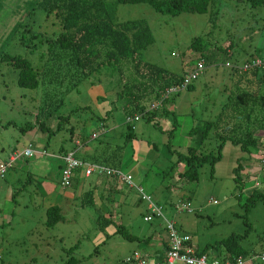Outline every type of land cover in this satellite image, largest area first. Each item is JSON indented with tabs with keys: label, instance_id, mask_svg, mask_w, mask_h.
I'll use <instances>...</instances> for the list:
<instances>
[{
	"label": "rangeland",
	"instance_id": "1",
	"mask_svg": "<svg viewBox=\"0 0 264 264\" xmlns=\"http://www.w3.org/2000/svg\"><path fill=\"white\" fill-rule=\"evenodd\" d=\"M38 1L0 0V145L5 143L21 152L25 148V138L34 139L37 148L45 146L48 154H57L61 147H71L70 131L79 139L86 140L87 134L98 123L97 119L113 107L110 102L115 99L120 82L116 74L102 69L66 91L77 82L78 75L72 76L61 69L52 84L48 80L42 83L43 78H40L36 89L19 87L17 71L3 59L2 54L23 57L32 67L44 70L48 68L45 40L55 38L54 35L61 31L53 14L47 15L37 8L31 14ZM213 4L205 14L181 13L176 16L157 13L146 3L116 7L118 21L142 20L149 27L152 43L141 51L143 62L182 76L191 72L208 54L214 52L215 59L190 84L191 89L170 94L164 104L168 111L165 115L159 108L154 111L153 122L133 117L127 124L126 114L118 110L104 121L108 133L91 142L100 144L101 151L111 149L117 153L108 136L112 133L116 144L122 135L124 137V134L117 136L116 133H124L127 125L131 126L135 138L130 145L134 154L127 165L131 164L133 168L120 169L162 207L164 218L173 221L181 232L189 234L199 250L231 234L242 235L249 227L242 246L258 252L264 250V204L256 202L248 210L245 204L253 190L264 192V178L257 180L254 176L260 170L264 176V131L257 133L260 150H251L250 159L246 158V153H240L237 146L227 142L221 152L223 159L216 163L213 173L205 164L198 170L197 182L175 178L181 182L179 185L171 180L185 167L182 163L173 165L177 155L186 154L189 147L196 146L191 130L201 127L206 121H216L218 114L224 109L226 113L227 107L244 96L245 91V100L254 104L255 120L251 118L250 131L258 124L257 121L264 119V83L257 89L252 85L256 83L253 79H242L236 83L237 79L231 77L229 69L224 66L230 61L241 64L245 60L243 57L252 49H257V54L264 56V5L249 8V4L233 0H214ZM17 23L23 26L13 35L12 29ZM250 27L255 28L253 34ZM21 31L25 42L20 43L23 38ZM34 34L36 38L31 39ZM32 44L36 46L33 52ZM196 44L198 48H195ZM228 45L233 49L229 57L221 51ZM129 74L126 69V75ZM146 110L153 113L149 104H146ZM66 115L68 119L61 123L55 134H51L57 117ZM40 123L49 130L40 131L37 127ZM239 124L244 123L239 121ZM225 126V120H221L217 128H213L204 145L205 151L215 149L216 135ZM239 161L240 164L248 163L240 172L241 178H245V174L254 177L243 189L236 184L231 169ZM145 165L147 169L142 172ZM13 174L11 171L5 179L0 178V264H66L70 258L77 260L75 264H123L133 251H145L147 244L143 236L165 228L162 219L150 223L143 221L146 205L133 188L129 196L122 195L123 192L126 194L127 187L123 188L124 191L120 189L116 196L105 194L108 199L105 205L114 214L113 225L99 229L104 218H109L100 206L99 191L92 192L95 206H82L80 190L74 196L75 192L69 189L64 190L71 196L61 210L64 221L48 228L44 224L45 201L42 197L47 189L46 183L38 177L26 183L27 175L20 171L16 175L20 181H14L13 177L9 179ZM246 183L245 180L244 185ZM7 184L13 187V201L6 198ZM120 199L124 202L117 204ZM182 202H189L193 212H178ZM120 225L128 234L142 240H127L120 235L109 234L110 229Z\"/></svg>",
	"mask_w": 264,
	"mask_h": 264
},
{
	"label": "trees",
	"instance_id": "2",
	"mask_svg": "<svg viewBox=\"0 0 264 264\" xmlns=\"http://www.w3.org/2000/svg\"><path fill=\"white\" fill-rule=\"evenodd\" d=\"M233 1H236V3H247L249 8H257L264 5V0ZM127 3H146L155 12L172 16L181 13L205 14L210 5L211 7L214 6V0H39L36 3V7L31 10V14L35 8L44 11L47 15L53 14L59 22L61 31L59 34L54 35L55 38H46L45 40L48 46L46 53L48 68L44 70L32 67L28 60L23 57L2 54L3 59L7 60L8 64L18 73L17 85L25 89H36L39 86L40 78H43L42 83L44 81L47 83L48 80L49 84H52L54 79L58 77L59 71L65 69L72 76L78 75L77 82L67 88L66 91H69L92 75L97 74L100 70L106 69L118 76L120 89L115 94V99L110 102L113 107L103 117H99L97 119L98 122L108 120L118 110L123 111L127 119L141 114V118L147 122H153L156 116L155 110L152 111L153 113L146 110V104L160 100L167 88L181 83L184 75L175 76L160 67L141 60V51L152 43V37L149 27L144 21L120 22L116 19V7ZM22 26V23H17L12 29L13 35ZM249 29H252L250 31L252 34L255 32V28L250 27ZM23 34V31H21V37L23 38H21L20 43L25 42ZM30 38L34 39L36 35L34 34ZM195 48H198V44H196ZM31 49L32 52L36 49L35 44H32ZM232 50V45H228L221 51L229 57ZM214 51L218 53L217 50ZM213 53L200 60L203 61L204 67L211 66L214 62L215 55ZM249 54V58L245 59L241 64L230 63V61L225 63H229L231 66L228 67L225 64L224 66L229 69L230 76L237 79L236 83L242 82V79L247 81L248 79L249 81L253 79L256 83L252 85L257 89L261 87V83H264V67L252 66L250 69L242 71L240 66L244 63L250 64L256 59L263 61L264 56L257 54V49L256 51L251 50ZM126 69L130 71L129 76L126 75ZM191 88L192 85L187 87V90ZM245 96H247V91H245L244 96H240L231 103L230 107H227L226 113H224L225 109L220 112L216 121H206L201 127L191 130L196 146L189 147L186 154H178L177 160L173 163V165L182 163L185 166L179 175L180 178L189 182H197L198 170L205 164L209 165L210 172L213 173L214 166L222 159L221 152L227 142L237 146L248 157L252 153L251 150L259 152L260 141L258 138L256 139V136L258 132L264 131V119L257 121L258 124L252 132L250 131L251 118L255 120V113H253L254 104L249 100H245ZM166 101L167 99L162 102V115L168 112L164 109ZM35 119L37 122V117ZM67 119L68 115L57 117L55 130H51L50 133L55 134L60 129L61 123ZM221 120H225L226 126L220 134L216 135L217 143L215 149L205 151L204 145L210 139L211 131L213 128H217ZM239 121L244 124H239ZM155 125L158 126L156 123ZM37 127L43 132L49 130L42 123L38 124ZM132 130L133 128L127 125L124 135L126 144L135 138ZM22 131L24 130L22 129ZM240 162H237L232 172L236 184L240 189H243L248 175L245 174L246 179L241 178L240 172L245 169V164H240ZM105 164L109 167L117 166L118 168L120 166V162L115 160L114 157H111V159L107 158ZM11 168L12 166L8 171ZM86 196L87 198H84L82 206H86L87 200L93 202L91 193H86ZM256 202L264 204V192L258 190L251 192L246 198L245 206L247 210L254 207ZM104 219L99 229H104L114 224L112 215ZM63 221L60 208L55 206L47 208L44 222L46 227H53ZM244 223H247L246 220H244ZM248 229L249 227L242 235L231 234L209 246H205L199 254H209L218 259L235 260L238 257H246L251 253L264 252V250L254 252V250H248L242 246V241L247 237ZM113 235H120L127 240H142L137 236L128 234L121 225L115 228ZM148 239L150 238H144L143 240L147 241ZM76 262V259L70 258L66 264H75Z\"/></svg>",
	"mask_w": 264,
	"mask_h": 264
},
{
	"label": "crops",
	"instance_id": "3",
	"mask_svg": "<svg viewBox=\"0 0 264 264\" xmlns=\"http://www.w3.org/2000/svg\"><path fill=\"white\" fill-rule=\"evenodd\" d=\"M253 51H256V49H254ZM250 52L251 51H248V53L243 58L244 59L249 58ZM230 54H231V51H230ZM100 124H102L103 129L101 131H98ZM97 131L100 132L101 135L103 134L102 137H104L105 133H108L109 129L106 127V124H104V122L100 121V122L96 123L94 128L91 130V132L89 134H87L86 140H83V138H82V140L79 139L72 131H70L69 132L70 133L69 140H70L71 147H69L67 149L61 147L57 154H55V153L48 154L45 146L37 148L35 146L36 141L34 139L25 138V140H24L25 148L29 143H31L34 150H35V156L31 158L32 161H31V159H25L22 157H20L19 159H16L12 163V168L7 173V174H9L11 171H14V174L10 175L9 179L11 177H13L14 181H20V179L18 177H16L17 171H20V173L27 175L26 176V183L33 180L34 177H38L40 180H43V183H46V185H47V189H46L44 195L42 196L44 201H45V206H44L45 213H46L47 208L52 207V206L58 207V208H60V210H62L64 203L68 202V196L71 197L69 194H65L64 190H69V189L72 190L73 192H75L74 196L77 195L78 190H80L81 196H79V198L81 199V205H83L82 203L85 200L84 198H87L86 193H91L93 202H90L89 200H87V203H86L87 206H90V205L95 206L96 201L94 198V194L92 192L93 191H99L100 192L99 200H100L101 208L103 209L105 214L112 215V217H113L114 214L111 211H109L110 210V209H108L109 207H107L105 205L106 201H108L105 194H108L110 197H111V195L116 196V194L119 193L120 189H121V191H124L123 188L124 187L126 188V186L119 184L115 178L99 176L97 174H92L90 176H84L83 171H78L76 173L74 179H73V183H72V186L70 188L63 189L58 184L60 169L62 166V157L67 152H70V151L74 152V157L76 159L83 161L85 163H88V164L96 165V166H102V167L117 169L120 171H122L120 169V167L129 168V166H131V167L133 166L131 164L127 165V162L132 161L131 157L133 156L134 152L132 150V146L130 145L132 140H130L126 144V142H125L126 138L123 137V135H122V134L125 135L126 132L120 133V134L115 132L117 134V136L122 135L120 138V141L116 142V144L113 143V139H112L113 134L111 133V135L108 136V138H111V146L114 145L115 149L117 150V153H113L114 150L112 151L111 149L110 150L109 149H103L101 151L100 148L102 149V147L100 144L96 145V144H93L91 142L93 140V139H91L92 133L97 132ZM258 135L256 136L257 138H258ZM100 136L98 137L97 140H100V138H102ZM76 142H79V146L76 145ZM122 145H123V147H122ZM5 148H8V149L5 150ZM19 153H20V151H18L16 148H13V147L10 148V146H6L5 143L3 145H0V157H1L0 163L8 161L12 155L19 154ZM107 153H110V154H107ZM240 153H243V152L240 151ZM111 157H114L115 160L120 162V166L118 168H117V166L109 167L107 164H105L107 161V158L111 159ZM251 157L252 156L250 155V157H246V158L250 159ZM247 164H245V168L247 167ZM141 165L143 166L144 164H141ZM141 165H139V166H141ZM236 165H237V163H236ZM235 166H232L231 169L233 170V168ZM146 167L147 166L145 165L144 169H142L141 171L143 172L144 170H146L147 169ZM262 171L263 170H260L256 175H254L255 179L260 178V177L264 178ZM123 173L125 174L124 171H123ZM181 173L182 172L177 173L176 177L171 179L172 182L180 185L181 182L180 181L177 182L175 178L178 179L180 177L179 175ZM5 178L6 177H4L3 179H5ZM253 179H254V177H248V179L246 180V182H248V183H246L244 186H247L249 184V181L253 180ZM137 185H139V184H137ZM7 186L8 187L5 190L6 198L12 200L11 193H12L13 187L10 184H7ZM127 188H126V194L124 192L122 193V195H124V196L126 195V197L129 196L130 190H131L130 188L129 189H127ZM92 189H94V190H92ZM180 192H181V189L178 190L177 194L179 195ZM134 195H135V193H134ZM135 196L137 197V195H135ZM148 196L151 197L150 195H148ZM124 199H125V197H124ZM151 199H152V197H151ZM120 202H124L123 199H120L117 202V204ZM144 211H145V209H144ZM145 214H146V212H145ZM113 220H114V218H113ZM114 231H115V229L114 230L110 229L109 234L110 235L113 234ZM144 238H150V239H148L147 241H144L147 244V248H145V251L143 252V254L147 255L152 261H161L163 259V254L167 249V239H166L165 231L160 232V230L155 229L153 234L143 236L142 239H144ZM193 245L195 246V249L199 253L201 250H199L198 247L194 243H193Z\"/></svg>",
	"mask_w": 264,
	"mask_h": 264
},
{
	"label": "built area",
	"instance_id": "4",
	"mask_svg": "<svg viewBox=\"0 0 264 264\" xmlns=\"http://www.w3.org/2000/svg\"><path fill=\"white\" fill-rule=\"evenodd\" d=\"M226 66H231L229 63H225ZM252 66L264 67V60H254L250 64L244 63L241 66L242 71L250 69ZM204 70L203 61H199L197 66L189 73L184 75L183 80L179 85L171 86L167 88L161 96V99L154 101L149 104L150 110H157L162 106L163 100L168 99L170 94L178 93L181 90L187 89V87L196 80L199 75ZM134 117L141 118V114H137ZM132 118H128L127 122H130ZM103 129L102 124H100L98 131ZM94 132L91 135V139H97L101 133ZM79 146V142H76ZM45 153V152H44ZM35 156V150L31 143H29L26 148L19 154H14L6 162L0 163V178H4L8 169L12 166V163L19 159L20 157L25 159H31ZM264 161V159H263ZM78 171H83L84 176H90L92 174H97L99 176L113 177L119 184L126 186L128 188L135 189L139 198L146 205V214L143 217V221L150 223L155 219H162L165 228V234L167 239V249L163 254V259L161 261H152L147 255L133 251L128 257L123 260L124 264H254V263H264V252L251 253L246 257H238L235 260H230L226 258H215L209 254H199L193 245L192 237L189 234L183 233L176 228L173 221L164 218L162 213V207L154 203L148 195H146L141 186L135 185L133 181L122 171L102 166H96L92 164L85 163L74 157V152H67L62 157V166L60 169L58 184L61 188L67 189L72 186L73 179ZM214 202V201H213ZM178 212H193L190 208L189 202H182L178 208Z\"/></svg>",
	"mask_w": 264,
	"mask_h": 264
},
{
	"label": "clouds",
	"instance_id": "5",
	"mask_svg": "<svg viewBox=\"0 0 264 264\" xmlns=\"http://www.w3.org/2000/svg\"><path fill=\"white\" fill-rule=\"evenodd\" d=\"M161 108V107H160ZM124 264V263H123Z\"/></svg>",
	"mask_w": 264,
	"mask_h": 264
}]
</instances>
